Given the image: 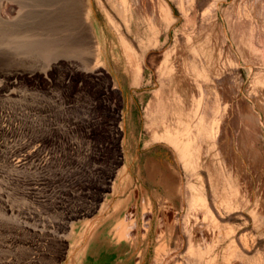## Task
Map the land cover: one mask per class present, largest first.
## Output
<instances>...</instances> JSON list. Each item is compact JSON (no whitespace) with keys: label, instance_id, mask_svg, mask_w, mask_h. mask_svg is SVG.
<instances>
[{"label":"rangeland","instance_id":"374dc122","mask_svg":"<svg viewBox=\"0 0 264 264\" xmlns=\"http://www.w3.org/2000/svg\"><path fill=\"white\" fill-rule=\"evenodd\" d=\"M101 1L122 32L127 33L108 3ZM155 1L146 0L149 8L157 6L161 24L148 29L145 38L140 39L135 33L125 34L130 50H125L127 47L111 31L101 62L108 77L112 78L110 86L116 91L122 90L118 111L125 115L124 143L120 138L113 147L104 137L94 146L92 142L81 141L79 136H66L67 120L77 122L85 117L79 111L80 96L76 85L71 90H62L57 80L58 84L55 79L46 78L47 83L40 84L32 92L21 89L20 95L14 98L3 100L4 97H0V127L10 122L7 115L16 111L24 113L34 105L41 113L28 117L34 118L37 136L46 135L44 142L37 140L35 144L32 198L24 192V184L19 180L28 172L18 171L0 151V264H197L199 252L204 254L208 246L213 248L211 253H231L230 243L244 261L248 258L245 264H264V43L254 42L256 54L243 59L238 57L240 63L236 69L234 58L227 57L218 85L226 87L224 103H228L230 109L224 115L226 118H221L219 131L211 133L210 128L199 127L187 141L183 135L170 139L172 131L167 123L156 125L169 114L162 100L168 92V83L159 71L166 52L174 44L184 45L186 39L192 40L203 55H208L214 44L216 52L221 47H237L242 43L245 21L250 22V35L264 39V17L255 18L264 1ZM94 2L97 20L106 23L105 12L97 0ZM30 7L32 22L27 28L36 29L42 38L32 41V68L39 70L56 55L73 58L78 66L84 65L83 50L74 41L77 25L70 24L67 13L59 12L47 1H33ZM149 8L145 9L147 15ZM54 14L66 19L52 23ZM49 16L47 24L40 21ZM242 47L245 55L251 54L247 46ZM126 56L132 58L131 63ZM40 57L44 62L37 60ZM10 70L9 66L0 67V76ZM150 103L154 109L149 116L145 109ZM49 134L51 138H47ZM114 148L120 160L114 163L110 176L112 190L104 191L92 213L72 219V227L63 230L58 222L65 212L75 207L78 200L84 204L92 201L90 194L96 186L97 172L109 167ZM91 151L101 152L96 157L88 155ZM68 154L74 166L66 165ZM82 162L84 167L78 168ZM124 167H127L126 172L117 183L119 171ZM10 173L22 176L11 180ZM141 190L146 196L143 201L136 200V216L128 198L131 192L139 194ZM196 196L202 197L204 206L210 209L212 223L207 215L202 219L200 211L190 212L189 202ZM6 198L16 207L31 208L32 217L8 214L3 209ZM160 214L171 218V230L163 242L155 235ZM135 217V222H128ZM12 235L13 241L9 239ZM58 235L65 239L61 248L57 246Z\"/></svg>","mask_w":264,"mask_h":264},{"label":"bare ground","instance_id":"6f19581e","mask_svg":"<svg viewBox=\"0 0 264 264\" xmlns=\"http://www.w3.org/2000/svg\"><path fill=\"white\" fill-rule=\"evenodd\" d=\"M33 1H38V3H42V1L52 2L54 4V7L59 12L65 11L67 13L66 15H68L70 19V24L77 25V30L75 32L76 39H74V41L77 42L83 50L82 53L84 57V65L78 66V63L77 61H75V59L56 55L52 56V58L47 61L44 67L39 68V70H35L32 68V61L34 60L32 56V41H39V39H42L40 33L36 32V29L29 30V28H27V24L32 22V9L30 6L31 2L33 4ZM94 1L95 0H0V67L9 66V68L12 69L3 75L1 74L0 76V97H4L3 100L5 98H14L17 95H20L19 92L21 89L32 92V89L39 88L40 84L47 83L46 78H48L49 81L53 79H55V81L57 80L59 82V87L62 90H71L72 86L74 87V85H76V89L80 96L79 111H81L82 114H85V117L81 118V120L79 118V121L77 122L71 121V119L67 120L69 127L68 132H66L67 135H65L71 136V138L72 135L77 137L79 136V139H81V141L92 142L94 146H96L97 143L102 142L101 140L106 137L107 142L105 140L104 141L108 143V145L111 144V146L113 145V147H115L116 143L119 141L120 138L121 142L124 143L123 135L125 131V115L123 111H118V108L120 106L119 101L122 99V90L119 89L118 91H116L113 87L110 86L112 78L110 79L108 77V72L106 71V68L101 66L102 59L104 58L107 36H109V33L111 31L115 33V35L117 34V38L119 39V41H121V43L127 47L125 50H130L128 44L126 43V35H128V33L129 35L135 33V35H137L140 39L142 37H147L148 29L154 28L157 25L161 24V14L156 12L157 6L155 7L153 5V7L150 6L151 8H149V3H147L146 0H105L111 10L120 18L123 25L125 26L127 33H123L121 28L118 27V24H116V22L113 20V17L110 15L109 11L106 9L105 5L102 3L101 0L97 1L100 7H102V10L105 12V17L107 21L106 23L102 24V22L100 23L97 20V4H95ZM263 1L264 0H262V2ZM148 8L149 13L147 15L145 13V9L146 11H148ZM59 12L57 13L60 14ZM262 16L264 17V4L262 5V9L260 11H257L255 18L257 20L260 19V17ZM49 18L50 16L45 17L44 19L41 18L40 21H43L44 24H47ZM62 19L66 18H60L54 14V16L52 15L51 17V22L57 23V21L60 22ZM33 20L35 19L33 18ZM249 26L250 22L248 21L247 24V22L245 21V24L243 25L242 43H240L239 41L238 43L240 44L237 47L229 46L227 49L221 47L216 52L214 44L211 46V48H209L210 53L208 55H203L200 52L201 49L198 46L193 45L192 40L186 39L184 45L179 46L177 44H174L172 49L166 52L160 64L159 71L160 75L165 78L168 83V92H166V95H163L162 100L164 104L169 108V114H165V118L162 121L157 122L156 125L158 124V126L160 127L161 125L165 126V123H167L166 126H170L169 128L172 131L170 139H172V137L174 138L183 135L184 139L186 138L187 141H190L195 130H197L199 127H207L208 129L210 128L211 133L212 131L214 133L216 131H219V122L222 117L226 118V116L224 115H226V111L229 108L228 103H224V98H226V95L224 96L226 87L218 85V81L222 77V71L224 68L223 65H227V57L231 56V58H234V67L236 69V67L240 63L238 61V57L243 59L244 57H251V55L256 54L255 46L257 45L254 46V42L264 43V39H261V37L259 36H255L256 34L250 35V32L248 31V29L250 28ZM110 27H112V29ZM49 32H51L50 29ZM37 36L39 37L38 39ZM63 38L66 37L63 36ZM43 43H45V40ZM51 45H53V42L51 43ZM243 45L248 47L247 52H251V54H244L242 47ZM51 49H53L52 46ZM45 50L48 49L46 48ZM42 57L44 58V56ZM126 59L129 63H131V57L126 56ZM37 60L44 62L41 57ZM39 61L36 62L38 63ZM222 61L224 63L221 64ZM131 65L129 69L132 67ZM10 66H12V68ZM127 69L128 68H126V71H129ZM6 70H8V68ZM64 92L69 93L68 91ZM24 94L26 95L27 93ZM72 109L73 108H71V110ZM153 109V104H148L145 109L146 114L150 116L153 113ZM40 111L41 110H39V108L37 109L36 106L34 107V105L28 108V110H26L24 113L13 111L15 113L7 115V118L10 119V122L7 123V126L4 128L0 127V151L3 153V157L5 158V160L12 164L14 168L18 169V171L22 173L25 171L28 172V175L25 174L23 178L19 180H21L23 182L22 184H24V192L31 198L33 192L32 167L34 166L33 161L36 156L35 144L37 140H39L40 142H44L46 140V137L44 136L46 135L39 137L37 136L35 131V126L37 125H35L34 123V118L32 119L28 116H32L35 114L37 115V113ZM75 111L76 110H74V112ZM66 113L68 112L66 111ZM71 114L73 115V113ZM168 116L170 117L168 118ZM118 119H121V121H118ZM118 122L121 123L118 125ZM180 130H182V133L180 132ZM44 133L46 134V132ZM232 134L234 133L232 132ZM53 136L56 137L55 135ZM49 137L51 138V134L47 135V138ZM68 145L70 146V149H72L73 146L70 141H68ZM41 146H43V144ZM42 150L43 148L40 151ZM99 152L101 151H91L90 153H88V155H94L97 157L100 154ZM68 155L69 157L66 165L70 167V165H73L74 162H72L73 159L72 157H70V154ZM118 158V153L114 148L111 160L109 161L108 159V161L110 162L109 167H107L106 170L102 171L101 173L99 171L97 172L98 177H96L94 181L96 183H94L96 186H94L95 188L91 191V194L89 193L90 196H92V201L90 200V202L87 204L81 202L79 203V200L77 204V201H75L77 205L75 204V207L71 206V208L68 209L67 212H65L63 219L58 222L60 223L59 226L63 230H66L68 227H72V219L78 216H83L92 213L97 207V201L98 199H100V197L103 196L104 191L110 188L112 190L113 182H111L110 176H112V173L114 171V163H118V160H120ZM84 165L85 164L83 163L79 165L78 168L84 167ZM126 169L127 167H124L119 171V179L117 180V183L125 174ZM20 175V173H10L8 177L13 180L15 178H19ZM72 179H75V177ZM68 181L70 182V180ZM74 185H77V183H75ZM115 187H117V185ZM145 196L146 194L144 190H141L139 194L131 192L129 195L128 199L130 201L128 200V203L131 204V207L134 206L132 212H135L136 216V200L140 198L143 201L145 199ZM3 200V209L8 214H19L24 218L32 217V211L30 210L31 208H19L16 207L13 203H11L9 199L6 198ZM202 200V197L196 196V198L191 199L188 208L191 213L195 210L200 211L202 219H205L207 215L212 223L213 220L211 218L213 215L210 209H207L204 206ZM136 218L137 217H135L133 220H129L128 222H135ZM186 223L190 224L189 222ZM205 224L206 223H204V225ZM189 226L190 225H188V227ZM62 229L60 230L63 231ZM170 230L171 218H167L161 215V217H159L157 220L155 230V235L156 237H158V241L163 242L162 240L164 239L166 234L168 236ZM211 233H213V231ZM210 238L212 239V237ZM9 239L13 241L14 236L12 235L11 237H9ZM64 240L65 239L63 235L57 236L56 241H58V248H61L64 245ZM203 240L205 239H202V241ZM228 249L231 253H211L213 248H209L208 246L204 254L199 252V261L197 264H245L248 261V258L244 261V258L236 250L233 244H228ZM197 250H199V247ZM225 250L224 252H226ZM194 255L195 254H193V256Z\"/></svg>","mask_w":264,"mask_h":264}]
</instances>
